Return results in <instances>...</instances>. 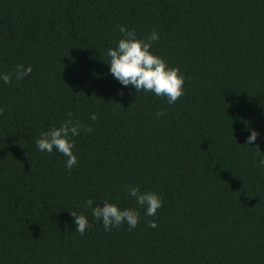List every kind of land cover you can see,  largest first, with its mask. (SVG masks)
Listing matches in <instances>:
<instances>
[{
	"label": "trees",
	"instance_id": "obj_1",
	"mask_svg": "<svg viewBox=\"0 0 264 264\" xmlns=\"http://www.w3.org/2000/svg\"><path fill=\"white\" fill-rule=\"evenodd\" d=\"M118 25L160 34L176 102L108 72ZM18 64L32 71L0 82V264H264V0H0V71ZM69 113L90 128L71 169L34 142ZM123 185L162 205L105 231L84 202L137 207Z\"/></svg>",
	"mask_w": 264,
	"mask_h": 264
},
{
	"label": "clouds",
	"instance_id": "obj_2",
	"mask_svg": "<svg viewBox=\"0 0 264 264\" xmlns=\"http://www.w3.org/2000/svg\"><path fill=\"white\" fill-rule=\"evenodd\" d=\"M120 33L114 46L106 49L108 72L124 87L131 86L135 92H151L156 96L165 98L166 103L171 105L183 94L184 76L176 67L169 66L167 61L155 54L151 49L154 42L160 39V34L151 30L146 35L138 37L136 31L125 25H118ZM32 71V66L18 64L12 72L0 71V82L7 85L11 80L19 81ZM164 110L160 109L155 116L161 117ZM69 118L60 122L58 126H50L42 130L35 139V147L44 153L56 152L65 157L64 166L71 169L77 164V156L73 152L74 137L90 128L80 120L73 121ZM89 119L95 121V112L89 115ZM247 135L245 144H254L259 131L246 127ZM259 153L260 151H255ZM258 167H264V157L256 162ZM127 195L132 198L137 207H121L115 202L105 198L93 206L95 198H89L84 202L85 208L91 217L99 221L105 231H110L122 224L129 229H134L140 220L139 209H143L145 216H155L162 205L161 197L154 191H141L138 186L123 185ZM75 223V231L84 234L91 229L92 225L83 213L70 212ZM148 227L155 228L154 220L148 222Z\"/></svg>",
	"mask_w": 264,
	"mask_h": 264
}]
</instances>
